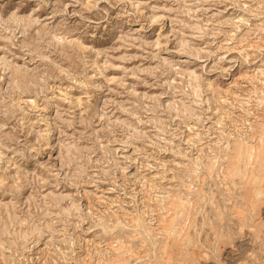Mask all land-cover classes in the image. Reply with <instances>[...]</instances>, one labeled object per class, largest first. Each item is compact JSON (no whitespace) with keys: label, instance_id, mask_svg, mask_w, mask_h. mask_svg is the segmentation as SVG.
Wrapping results in <instances>:
<instances>
[{"label":"rangeland","instance_id":"obj_1","mask_svg":"<svg viewBox=\"0 0 264 264\" xmlns=\"http://www.w3.org/2000/svg\"><path fill=\"white\" fill-rule=\"evenodd\" d=\"M263 134L264 0H0V264H264Z\"/></svg>","mask_w":264,"mask_h":264},{"label":"bare ground","instance_id":"obj_2","mask_svg":"<svg viewBox=\"0 0 264 264\" xmlns=\"http://www.w3.org/2000/svg\"><path fill=\"white\" fill-rule=\"evenodd\" d=\"M139 29H140V28H139ZM141 31H142V30H141ZM260 104H261V103H260ZM262 130H263V129H262ZM261 132H262V131H261ZM259 135H260V134H259ZM263 135H264V134H263ZM261 137H262V136H261ZM263 137H264V136H263ZM263 137H262V138H263ZM220 138H221V137H220ZM262 138H260V139H262ZM251 139H252V138H251ZM258 140H259V139H258ZM262 140H263V139H262ZM240 141H241V140H240ZM260 141H261V140H260ZM263 141H264V140H263ZM263 141H262V142H263ZM259 144H260V143H259ZM263 145H264V144H263ZM261 146H262V145H261ZM238 147H239V148H238V152H237V155H238V156H235V152H236L237 150H236L235 152H233V153H234V156H235L236 159H237V162H238V159H242V158L245 157V156H247V157L249 156L248 158H250V156H251V155H250V154H251L250 152H251V149H254L253 147H248L246 143H245V144H242V142H240V144H238ZM262 148H263V147H262ZM235 149H236V148H235ZM256 149H257V148H256ZM256 149H255V150H256ZM258 149H259V148H258ZM263 149H264V148H263ZM261 151H262V153H263L264 150H261ZM258 152H259V150H258ZM257 154H258V153H256V155H257ZM263 154H264V153H263ZM260 155H262V154H259L258 157H259ZM235 157H234V158H235ZM237 157H238V158H237ZM247 157H245V158L248 160ZM262 157L264 158L263 155H262ZM246 159H245V161H246ZM263 161H264V160H263ZM239 162H240V161H239ZM239 162H238V163H239ZM261 162H262V161H261ZM254 163H255V162H254ZM238 165H239V164H238ZM233 169H234V168H233ZM235 169H236V167H235ZM239 170H240V169H239ZM233 172H234V171H233ZM238 172H239V171H238ZM194 175H195V174H194ZM231 176H232V175H231ZM240 178H241V177H240ZM263 182H264V181H263ZM263 182H262V183H263ZM191 186H192V185H191ZM263 188H264V187H263ZM262 192H263V191H262ZM254 197H255V196H254ZM256 197H258V195H257ZM170 198H171V197H170ZM263 199H264V198H263ZM177 203H178V202H177ZM260 203H262V202H260ZM175 204H176V203H175ZM181 204H182V203H181ZM183 204H184V203H183ZM185 204H186V203H185ZM179 206H180V205H179ZM187 207H188V205H187ZM176 210H177V209H176ZM185 213H186V212H185ZM251 214H252V213H251ZM183 216H184V215H183ZM176 217H177V216H176ZM242 217H243V215H242ZM242 217H241V218H242ZM137 218H138V217H137ZM174 218H175V217H174ZM176 219H177V218H176ZM132 220H133V219H132ZM140 220H141V219H140ZM170 220H171V219H170ZM170 220H169V221H170ZM174 220H175V219H174ZM135 221H137V220H135ZM142 221H143V220H142ZM142 221H141V222H142ZM184 221H185V220H184ZM139 222H140V221H139ZM139 222H136V223L134 222V223H135L134 226H135L136 228L140 227ZM174 222H175V221H174ZM176 223H177V221H176ZM128 224H129V223H128ZM128 224H127V225H128ZM182 224H183V223H182ZM166 225H167V224H166ZM171 225H172V224H171ZM172 226H173V225H172ZM178 226H179V225H178ZM180 226H181V225H180ZM135 227H134V228H135ZM163 228H164V227H163ZM168 228H169V227H168ZM169 230H170V229H169ZM178 230H179V229H178ZM187 230H188V229H187ZM171 231H172V230H171ZM174 231H175V230H174ZM181 231H182V230H181ZM146 232H148V231H146ZM159 232H160V231H159ZM164 232H165V231H164ZM176 233H177V232H176ZM187 233H188V232H187ZM132 235H133V234H132ZM173 235H174V233H173ZM177 235H178V234H177ZM184 236H185V235H184ZM139 237H140V236H139ZM171 237H172V236H171ZM175 237H176V236H175ZM142 238H143V237H142ZM190 238H191V237H190ZM170 239H171V238H170ZM180 239H181V238H180ZM186 239H187V238H186ZM221 239H222V238H221ZM178 240H179V239H178ZM188 240H189V239H188ZM139 241H140V240H139ZM164 241H165V240H164ZM167 241H168V240H167ZM172 241H173V239H172ZM183 241H185V239H184ZM178 242H179V241H178ZM188 242H190V241H188ZM118 243H119V242H118ZM164 243H165V242H164ZM186 243H187V242H186ZM171 244H172V243H171ZM121 245H122V244H121ZM189 245H190V244H189ZM170 246H172V245H170ZM178 246H179V245H178ZM207 246H208V245H207ZM108 247H109V246H108ZM116 248H117V247H116ZM123 248H124V247H123ZM125 248H126V247H125ZM128 248H129V247H128ZM110 249H111V248H110ZM119 249H120V248H119ZM163 249H164V248H163ZM179 249H180V248H179ZM114 250H115V249H114ZM120 250H121V249H120ZM124 250H125V249H124ZM185 250H186V249H185ZM110 251H111V250H110ZM125 251H126V250H125ZM125 251H124V252H125ZM178 251H179V250H178ZM98 252H99V251H98ZM107 252H108V251H107ZM115 252H116V251H115ZM129 252H130V251H129ZM162 252H163V251H162ZM104 253H105V252H104ZM117 253H119V252H117ZM176 253H177V252H176ZM193 254H194V253H193ZM120 255H121V254H120ZM123 255H124V254H123ZM146 255H147V254H146ZM166 256H167V255H166ZM122 257H123V256H122ZM124 257H125V256H124ZM124 257H123V258H124ZM131 257H132V256H131ZM127 258H128V257H127ZM129 258H130V257H129ZM143 258H144V257H143ZM130 259H131V258H130ZM192 259H193V258H192ZM127 260H128V259H127ZM127 260H125V261H127ZM144 260H145V259H144ZM111 261H112V260H111ZM121 261H122V260H121ZM125 261L123 260V262H121V263H124ZM142 261H143V260H142ZM150 261H151V260H150ZM178 261H179V260H178ZM119 262H120V261H119ZM151 262H152V261H151ZM195 262H196V261H195ZM116 263H117V262H116ZM116 263H115V264H116ZM181 263H182V262H181ZM125 264H126V263H125Z\"/></svg>","mask_w":264,"mask_h":264}]
</instances>
